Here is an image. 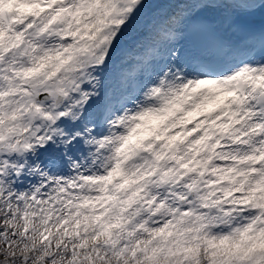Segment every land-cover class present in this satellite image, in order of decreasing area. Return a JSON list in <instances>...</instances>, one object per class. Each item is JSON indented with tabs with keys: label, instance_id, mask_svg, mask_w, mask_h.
Returning a JSON list of instances; mask_svg holds the SVG:
<instances>
[{
	"label": "snow or ice",
	"instance_id": "obj_1",
	"mask_svg": "<svg viewBox=\"0 0 264 264\" xmlns=\"http://www.w3.org/2000/svg\"><path fill=\"white\" fill-rule=\"evenodd\" d=\"M0 264H264V0H0Z\"/></svg>",
	"mask_w": 264,
	"mask_h": 264
}]
</instances>
